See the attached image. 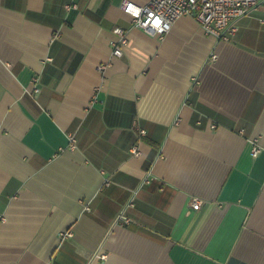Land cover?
<instances>
[{"label": "crops", "instance_id": "1", "mask_svg": "<svg viewBox=\"0 0 264 264\" xmlns=\"http://www.w3.org/2000/svg\"><path fill=\"white\" fill-rule=\"evenodd\" d=\"M122 1L0 0V264H264V7L223 42Z\"/></svg>", "mask_w": 264, "mask_h": 264}, {"label": "built area", "instance_id": "2", "mask_svg": "<svg viewBox=\"0 0 264 264\" xmlns=\"http://www.w3.org/2000/svg\"><path fill=\"white\" fill-rule=\"evenodd\" d=\"M259 6L264 7V0H149L142 5L123 0L120 3V9L130 17L132 26L147 33L162 36L169 31L171 24L177 18L190 16L205 35L223 42L230 41L237 31V22ZM134 10H138V15L133 14ZM156 18H159L158 27L153 26ZM112 33L115 38L111 41V56L118 57L122 53V48L127 44V31L115 27ZM211 57L214 58V55ZM103 68L104 66H99V69ZM32 82L35 84L36 78H33ZM34 91L37 89L34 88ZM140 134H143V131H140ZM68 146L69 148L74 147L72 135L68 137ZM131 152L133 155L138 154L135 147ZM258 152L259 148L253 146L251 154L255 156ZM200 203L194 198L191 201V207L196 210ZM71 235L70 230L58 233L59 240L69 238ZM100 258L103 259L104 256Z\"/></svg>", "mask_w": 264, "mask_h": 264}, {"label": "clouds", "instance_id": "3", "mask_svg": "<svg viewBox=\"0 0 264 264\" xmlns=\"http://www.w3.org/2000/svg\"><path fill=\"white\" fill-rule=\"evenodd\" d=\"M130 10H132V9H131V6H130ZM133 14H134V15H138V10H134V11H133ZM158 20H159V18H156V19L153 21V26H154V27H158V24H157V21H158ZM159 30H162V29H159Z\"/></svg>", "mask_w": 264, "mask_h": 264}]
</instances>
